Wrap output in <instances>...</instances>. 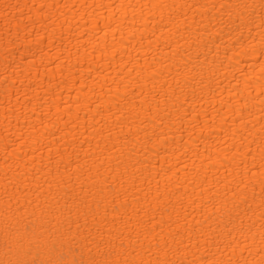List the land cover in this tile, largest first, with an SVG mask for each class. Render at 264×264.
Wrapping results in <instances>:
<instances>
[{
    "label": "bare ground",
    "instance_id": "6f19581e",
    "mask_svg": "<svg viewBox=\"0 0 264 264\" xmlns=\"http://www.w3.org/2000/svg\"><path fill=\"white\" fill-rule=\"evenodd\" d=\"M0 264H264V0H0Z\"/></svg>",
    "mask_w": 264,
    "mask_h": 264
}]
</instances>
